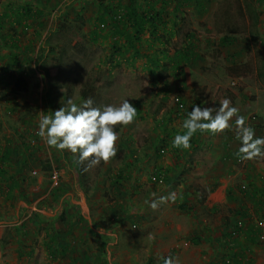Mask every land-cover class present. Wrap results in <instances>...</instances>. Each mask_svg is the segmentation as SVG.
<instances>
[{
  "label": "rangeland",
  "instance_id": "obj_1",
  "mask_svg": "<svg viewBox=\"0 0 264 264\" xmlns=\"http://www.w3.org/2000/svg\"><path fill=\"white\" fill-rule=\"evenodd\" d=\"M48 1L45 24L35 40L40 47L36 49L34 44L38 63L33 65L30 56L20 55L21 66L28 73L29 91L13 92L11 78H0V209L4 210L13 190L20 192L25 204L34 208L32 212L20 213L22 221L18 225H12V210L9 211L10 224L0 232V253L16 262L14 255L19 247H22L21 254H25L31 247V236H44L45 243L49 240L47 250L56 258L61 257L65 264L64 259L69 264H91L84 251L78 252L85 244L74 240L73 243L64 242L65 237L88 234L86 214L82 215L78 208L66 204L62 214L55 218L57 227L51 221L48 224L41 222L37 215L44 205L51 202L54 207L59 197L74 190L85 204L93 207L92 212L93 204L100 206L103 200L121 221L113 231L117 232V243L109 249L107 263L162 264L161 232H166L169 220L174 231L168 234L173 237L171 244L175 250L183 247L185 252H191L198 246L204 251L209 249L212 258L208 264H259V249L264 256V240L258 238L264 230V220L259 221V209L256 212L254 204L259 192L255 191L253 195L245 192L241 200L226 199L214 212L208 207L199 209L196 204L189 215L178 210L185 204L183 195L188 190L181 187V178L176 176L175 170L167 174V179L154 172L158 162L173 159L183 151L165 148L167 141L181 130L180 118L185 113V102L183 110L177 109L173 102L177 92L160 82L161 78H174L172 64L167 62L164 70L155 68L145 59V55L159 56L156 51L160 52L161 46L158 43L149 46L147 32L135 41L123 11L127 5L143 12L161 8L160 29L169 24L176 28L167 44L169 55L174 56L175 48L186 50L192 44L196 47L197 60L180 71L186 74L187 70V78H193V85L197 82L194 79L202 78L203 87L198 90V96L204 97L206 106H218L225 97L234 105L232 96L243 95V103L257 105L258 110L249 117L254 125H259V136H264V0H200L191 9L197 18L184 17L176 23H171L172 17L166 14L172 6L166 9L168 6H162L158 0H137V3L134 0H82L83 5L80 0ZM115 10L124 18L123 23L111 22ZM186 12L191 11L187 8ZM48 16H52L51 21ZM227 25L235 32L227 33ZM221 39L228 41L221 44ZM26 42L24 40L23 44ZM113 46L119 50L117 53H113ZM231 55H234V61L226 57ZM234 66L237 68L233 69ZM46 69L51 71L48 77L44 75ZM233 74L238 75L232 77ZM35 85H38L37 90ZM163 90L166 95L161 96ZM70 97L76 103L91 97L95 106L119 104L126 98L137 108V117L131 124L116 126L120 133L116 155L93 166L87 161L82 162L85 167L82 174L76 165L77 154L67 149L61 152L49 148L35 134L40 115L50 114ZM26 144L32 146L28 151ZM253 159L259 164V158ZM47 164L51 165L50 170L45 168ZM52 170L58 174L55 186L50 179ZM157 174L163 177L161 184L151 182L150 177ZM182 181L191 184L190 179ZM250 183L254 182L234 181V188L243 184L249 190ZM161 196L165 200L156 209L145 203ZM241 204L247 205L251 217L250 214L241 217L243 226L235 229L236 219L240 216L235 210L240 209ZM60 207L58 209L62 210ZM103 220L107 222V218ZM134 222L139 224L138 228ZM203 222L204 226L200 228ZM176 225H180V229L175 230ZM195 227L202 233L198 246L193 245L192 239L188 240L192 238L189 231ZM233 231L235 236L230 234ZM144 234L150 238L144 240ZM19 237L22 239L17 241ZM24 242L30 245H23ZM66 247L70 248L67 254L62 252ZM102 255L94 260L95 263L106 262L105 252L102 251Z\"/></svg>",
  "mask_w": 264,
  "mask_h": 264
},
{
  "label": "crops",
  "instance_id": "obj_2",
  "mask_svg": "<svg viewBox=\"0 0 264 264\" xmlns=\"http://www.w3.org/2000/svg\"><path fill=\"white\" fill-rule=\"evenodd\" d=\"M34 4V8H40L44 7L46 1L48 0H31ZM67 1V0H66ZM72 1V0H70ZM125 1V0H123ZM135 1V0H134ZM140 1V0H138ZM160 2H165L169 5L168 8L172 6L173 9L167 10L166 14L168 17H172V21H180L184 19V17H191V19L197 18L196 14L192 11L194 7V3L198 4L200 0H158ZM28 2V0H0V4H2L1 10V16H0V23H1V31L2 34L5 35V37L2 39V36L0 34V58L2 61L7 60L9 52L8 48H10L8 45L12 44L13 40L15 44L18 42V39L21 40L20 43H18V46L16 45L15 50H22V44L23 41L26 40L27 44L29 43H35L36 37L35 34L31 31H26L27 33L22 36L23 32H20V36L13 35V30H11V24L10 20L17 19L18 15L22 11V6L25 5ZM83 1L80 0L81 5ZM180 6L178 7V5ZM49 4L47 3L48 7ZM45 7V8H46ZM174 8H180L182 14L174 10ZM189 8V14L186 12V9ZM192 9V10H191ZM42 10V9H40ZM54 12V11H53ZM47 8L42 13L39 21L42 23L41 26L37 28V30H43V24H44V18L47 16ZM22 18V15H20ZM50 21L52 19V16H48ZM47 19V18H46ZM261 19V18H260ZM171 22V20H170ZM22 23V21H21ZM172 23V22H171ZM10 28V29H9ZM174 26L169 25L168 33H172ZM178 28V27H177ZM163 29V28H162ZM176 29V28H175ZM174 29V32H175ZM20 31V28L14 29V32ZM33 31V30H32ZM162 31V30H161ZM32 33V34H31ZM9 34V36H8ZM35 37V38H34ZM11 38V40L9 39ZM25 38V39H23ZM15 39V40H14ZM5 42V44L2 43ZM220 42V40H219ZM40 44L36 43V49H38ZM13 46V45H12ZM11 46V48H12ZM176 50L180 51L183 49L175 48V54ZM190 53V61H183L179 65L178 71H180L181 68L185 69V67H188L192 63L195 62L198 58V53H196V47L194 44L191 45L189 49H187ZM169 57L174 60L176 58V55ZM229 57L231 61H234V55L232 56H226ZM1 65L2 64V61ZM182 66V67H181ZM187 70L186 74H183L180 71V74H178V78H161L160 82L161 84H165L167 88L170 90L176 91L177 93H180L182 95V102H185V113L189 110H191V105L193 101L196 104H201L202 101H204V97L198 96V90L202 89L203 85L201 84L202 78H196L194 80H197L196 84L193 85V78H187ZM232 77H237V75L233 74ZM232 79V78H230ZM194 90V95H193ZM164 90L162 92L161 96H164ZM234 98V105L239 108L240 114L244 115L246 117V123L250 124L254 130L256 135H259V125H254L252 123L249 115L253 112H256L258 110V107L256 104L255 106H251L249 102L243 103L242 101L245 99L243 95L241 96H232ZM207 105V104H206ZM205 105V106H206ZM214 106V104L212 105ZM185 113L182 115V118H180L182 121L184 119ZM181 121V125H182ZM259 121V120H258ZM162 124V123H161ZM164 125V124H163ZM180 132L183 131L182 127L180 128ZM168 146H166L165 149L171 148V141H167ZM191 148L190 149H183L182 153L179 154V156L175 158H170L168 160H161L158 162L157 166H155L157 173L164 174L165 178L167 179V174L171 173L172 169L175 170L176 176L181 178V181L179 182L181 184L182 188L187 189V193H185L184 200L185 204L181 205L178 210L183 213H187L191 215V211L193 210L198 204V208H206L212 212L216 211V209L221 206L220 203H223L226 200V191L235 189L234 188V181L237 182H248L253 181L254 183H250L249 186L254 191L259 192V201L255 200V211L258 212L259 209V221L264 220V161L263 158H259V164L255 163L254 159L250 160H240L236 157L234 154L239 146V142L235 137V132L232 130L226 129L223 133L218 134H212L208 132L204 133H198L196 134L192 140H191ZM174 148V147H173ZM178 149V148H177ZM179 157V159H178ZM241 165H238V164ZM170 171V172H169ZM259 173V176L257 175ZM76 177V174H75ZM259 178V181H258ZM77 179V178H76ZM190 179L191 184L189 185L187 182L184 183L182 180ZM240 185V184H239ZM189 189L191 191L189 192ZM248 195V194H247ZM236 196L239 200H241L242 194L236 193ZM21 193L17 190H13L11 193V196H8V199L6 200L7 204L6 207H4V210L0 209V232H2V228L6 227V224H10V215L9 211L12 210L13 215V224L12 225H18L21 223L22 218L19 216L21 212L30 210L31 212L34 211V208L32 206H29L25 204V201L21 199ZM251 197V196H249ZM16 201L14 203L13 201ZM203 200L205 201V204H203ZM54 201V200H53ZM57 204H54V207L52 206L51 202H49L47 205H44L42 210H39V213L37 215L40 217L41 222H46L48 224L51 221V224H55L57 227V224L54 222L55 218L57 219L62 212L64 211V207L67 204L68 207H75L78 208L82 215L86 214L87 219V227L86 231L88 234H78L74 237H65L64 242L68 244L69 242L73 243L72 240L75 241V243L79 244H85L83 248L79 249V253L85 252V256L87 257V260L90 259L91 264H98L95 263V261L100 258L102 255V251L105 252L106 256V262L104 261V264H110L107 263L108 259V251L109 249H113L114 244L117 243V232H113L116 230V227L120 225V220L118 219L117 215H115L110 208L106 207L105 204L100 202V206L98 204L94 203V211L92 212L91 209H93L92 206H89V204H85L87 207V211H85L78 202L82 201L83 199L79 198V193L75 194L74 190H68L66 193H64L59 199L57 200ZM198 202V203H197ZM85 203V201H84ZM200 203V204H199ZM58 206L62 208V210L58 209ZM235 206V205H233ZM102 207V209H101ZM197 207V206H196ZM242 210L239 208L235 211L239 210L240 212H244L243 208H247V205L241 204L240 206ZM4 211H7L6 213ZM92 212V213H91ZM107 218V222H105L103 219ZM194 220V219H193ZM169 221V220H168ZM167 221L166 227L171 228L167 230L166 232H161V241L162 249L161 253L163 256L168 255H175L178 259H180V264H208L207 261H209L212 258V255H209V249L204 251L203 249L199 248L198 244L200 235L202 234L199 229L196 227L192 228V230L189 231V235L192 236V238H187L186 235L184 236V239H192L193 245H197L198 247L191 249V252H185V248H180L178 250L173 249V245L171 244L173 242V237L168 234V232L174 231L172 228V224ZM193 222V221H192ZM137 224V228L139 227V224ZM223 224V222H221ZM176 229H180V225H176ZM204 222L201 223L200 228H203ZM100 229H103V233H101ZM92 231V233H91ZM203 232V231H202ZM201 233V234H200ZM188 235V236H189ZM166 236V237H165ZM31 247L28 248V252L25 254L23 253L22 247L18 248V253L14 255L15 261H10V257L3 256V254L0 253V260H2V264H65L63 261L60 260L61 257H55L53 254H51L47 250L48 242L45 243L43 239L44 236L41 238L38 237H32L31 236ZM149 235H145L143 239H149ZM22 238H16L17 241H20ZM43 239V240H42ZM181 241V240H180ZM185 241V240H182ZM178 242V241H177ZM191 242V241H190ZM36 243L38 245L36 246ZM133 243L134 242H130ZM27 242H24L23 245H30ZM129 244V243H128ZM88 245V246H86ZM40 251L38 252V249ZM69 247H66V250L63 248L62 252L67 254ZM47 251H43V250ZM70 249V248H69ZM198 249L197 252L194 250ZM89 251V253H87ZM185 254L183 255V253ZM63 254L62 257L65 255ZM206 254V255H205ZM82 255V254H81ZM150 258H152V255H150ZM66 264H69L67 262V259H64ZM95 260V261H94ZM94 261V262H93ZM88 261H86L87 263ZM1 264V263H0ZM100 264V263H99ZM259 264H264V256H262V250L259 249Z\"/></svg>",
  "mask_w": 264,
  "mask_h": 264
},
{
  "label": "clouds",
  "instance_id": "obj_3",
  "mask_svg": "<svg viewBox=\"0 0 264 264\" xmlns=\"http://www.w3.org/2000/svg\"><path fill=\"white\" fill-rule=\"evenodd\" d=\"M207 102L196 104L185 113L182 132H177L171 140L174 148L190 149L191 140L198 133H223L226 129L235 132L239 146L234 153L240 160L264 158V136L256 135L254 128L246 123V117L240 114L238 107L230 98H223L218 106H205ZM137 117V108L128 99L119 104L95 106L91 97L76 103L70 97L63 106L42 114L38 119L35 134L49 148L57 151L67 149L78 154L80 162L87 161L89 166L101 161L107 162L118 151L117 142L120 133L117 125L127 126ZM155 196V193L152 194ZM174 199V194H171ZM165 197L146 200L152 209L164 202ZM103 233V229H100ZM162 264H180L175 255L161 257Z\"/></svg>",
  "mask_w": 264,
  "mask_h": 264
},
{
  "label": "trees",
  "instance_id": "obj_4",
  "mask_svg": "<svg viewBox=\"0 0 264 264\" xmlns=\"http://www.w3.org/2000/svg\"><path fill=\"white\" fill-rule=\"evenodd\" d=\"M138 1L135 0L134 3H137ZM45 6L44 7H40V8H34V4L31 0H28V2L22 6V11L21 13L18 15L17 19H11L10 20V24H11V30H13V35H18L20 36V32H23L22 36L25 35L27 32L26 31H30L33 30L32 33L35 34V37L38 38V36L40 35V31L37 30V28L39 26L42 25V23L39 21L41 15H42V11L46 10V6L47 3L49 4V1L44 2ZM153 5V2H151ZM162 6H167L169 4L165 3V2H160ZM50 5V4H49ZM180 6V4L178 5V7ZM2 7V4H0V8ZM249 7V6H247ZM42 9V10H40ZM175 11L179 12V14L181 12L180 8H174ZM240 10V7H239ZM241 11V10H240ZM252 12V11H251ZM123 13H125V22L127 27L131 28L133 30L134 33V39L135 41H139L141 38L140 36L144 33L147 32V34L150 37V42H149V46H153L152 44H159L162 48V50H160V52L157 50L156 54L160 53L159 56L154 55V58H152L150 55L146 56L145 55V59L149 60L150 63H152V65H155V68H163L164 70L166 69L167 66V62L172 64V68H173V75L174 78H178V74H180V72L178 73V69H179V65L180 63H182L183 61H190V53L188 52L187 48L186 50H176V58H174V60H172L169 57V53L167 50V44L170 43V41L172 40L173 36L175 35L174 33V28L172 33H168L166 27L167 25H162L160 29L159 24L161 23V19H162V13H161V8L159 9H154L151 8L146 12L143 11H139L138 7L136 8H129V6H125V10L123 11ZM1 10H0V16H1ZM22 15V18L21 16ZM254 15V14H253ZM241 17H243V13L241 14ZM124 18L119 14V12L117 10L112 12L111 15V22L113 24H119V23H123ZM22 21V23H21ZM256 21V19L254 20V22ZM171 22H175L171 21ZM163 23V22H162ZM45 24V23H44ZM43 24V25H44ZM101 26H104V24H99ZM172 25V24H169ZM173 27V25H172ZM16 28H20V31H16V33L14 32V29ZM168 28V27H167ZM10 29V28H9ZM162 30V31H161ZM225 31L227 33H233L235 32V29L233 27H231L230 25L225 26ZM31 33V34H32ZM0 34L2 36V39L5 37L4 34H2L1 31V23H0ZM9 36V34H8ZM34 37V38H35ZM11 40V38H9ZM25 39V38H23ZM15 40V39H14ZM226 40V39H225ZM224 39H221L220 43L221 44H225L228 40L225 41ZM12 44L8 45L10 48H8V59L2 61L1 58L0 60L2 61L0 62V78L3 80L4 78H11V89L13 92H19V93H27L30 89V81L28 79V73L27 70L24 69V67L21 66L20 63V55L25 54L28 55L32 58L33 60V65L38 63V58H37V54L36 51L34 50V44L36 43H29L27 44L24 43L22 44V50H15L16 45L18 46V43H20L21 40L18 39V42L15 44V42L13 40ZM43 42V41H42ZM3 44H5V42L2 41ZM13 45V46H12ZM131 46H133V43H130ZM12 46V48H11ZM113 53H117L119 50L113 46L112 47ZM33 51V52H32ZM27 52V54L25 53ZM165 61V63L163 64V62ZM237 66H234L233 69H236ZM51 71L49 69L45 70L44 75L46 77H48L50 75ZM178 73V74H177ZM232 74V72H230ZM238 75V74H235ZM160 76V75H159ZM158 77V75L156 76ZM35 90H37L38 85L34 86ZM179 98V100L182 101V95L180 93L176 94ZM30 147L32 148V146H30L29 144L25 145V150L28 151L30 149ZM7 149V146L6 148ZM78 155V154H77ZM77 167L80 170V174L83 173L84 170V166H82V162H80L77 159V163H76ZM47 170L51 169V165L47 164V166L45 167ZM158 175V174H157ZM164 176V174H163ZM250 188V187H249ZM246 193H248L249 195H253V193L255 192L253 189H249L248 188L245 190ZM237 191H235V189H231L228 190L226 193V199H237L236 196ZM239 193V192H238ZM259 201V197L256 199ZM240 210H242V208H240ZM244 212H240L239 210L236 211V213L238 215H240V217H243L245 215H249L250 211H248L246 208H243ZM249 217H251V214L249 215Z\"/></svg>",
  "mask_w": 264,
  "mask_h": 264
},
{
  "label": "built area",
  "instance_id": "obj_5",
  "mask_svg": "<svg viewBox=\"0 0 264 264\" xmlns=\"http://www.w3.org/2000/svg\"><path fill=\"white\" fill-rule=\"evenodd\" d=\"M173 102L175 103L177 109H179L180 111L183 110L184 103L181 100H179L177 95H175L173 97ZM161 153H164V149H161ZM50 179H51L52 186L57 185V183H58V174H57L56 170H52L51 171ZM150 179H151V182L154 183V184H161L162 181H163L162 175H153V176L150 177ZM246 189H247V187L245 185L240 184V185H238L235 188V191L239 192V194H243V193H245ZM242 219L243 218H241L240 216L236 219L235 229H239V228H241L243 226ZM230 234L232 236H235L236 232L233 231L232 233L230 232ZM258 238L260 240H264V230L259 234Z\"/></svg>",
  "mask_w": 264,
  "mask_h": 264
},
{
  "label": "water",
  "instance_id": "obj_6",
  "mask_svg": "<svg viewBox=\"0 0 264 264\" xmlns=\"http://www.w3.org/2000/svg\"><path fill=\"white\" fill-rule=\"evenodd\" d=\"M78 203H79V205H80L85 211L88 210L84 202L80 201V202H78Z\"/></svg>",
  "mask_w": 264,
  "mask_h": 264
}]
</instances>
